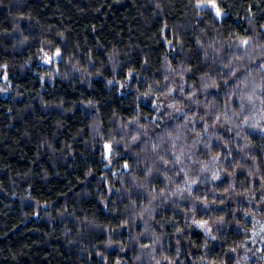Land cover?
<instances>
[{
    "label": "trees",
    "instance_id": "1",
    "mask_svg": "<svg viewBox=\"0 0 264 264\" xmlns=\"http://www.w3.org/2000/svg\"><path fill=\"white\" fill-rule=\"evenodd\" d=\"M215 2L0 0V264H264V0Z\"/></svg>",
    "mask_w": 264,
    "mask_h": 264
},
{
    "label": "snow or ice",
    "instance_id": "2",
    "mask_svg": "<svg viewBox=\"0 0 264 264\" xmlns=\"http://www.w3.org/2000/svg\"><path fill=\"white\" fill-rule=\"evenodd\" d=\"M197 6L201 7V6H204V5L198 4ZM207 6H210L212 9H214L217 16L221 15L220 10H219L215 0H208ZM242 43L244 45H247L248 41L244 40V41H242ZM228 75L230 77H234L236 75L235 70H231L228 73ZM241 84L244 85L243 89L241 88ZM224 85L226 87L228 86V81L227 80L224 81ZM250 86H251V89H252L251 92L246 91V89H248ZM204 87L205 88H208V87H219V85H217L215 82H213L211 85L205 84ZM257 88H259L262 91H264V84H255L254 82H248L246 80V78L244 80H241V79L237 78V80L233 81V91L230 92L229 95L237 97V100L234 101V102L239 103L241 111H243L244 106H245V102H247L249 105H254L255 104L254 97H255ZM169 91L171 92L173 90L169 89ZM195 97H196V92H195V90H193L191 95H190V97H189V99L192 100V103L199 104V100L195 99ZM204 107L208 108L209 107L208 103H205ZM225 107L227 108V104H226ZM205 115L206 116H210L212 118L213 124L220 123L221 125H223L225 123L230 122V120H231V116H229L227 111H225L222 114H216V113H214L212 111H208V112L205 113ZM235 115H237V114L235 112H233L232 116H235ZM243 120H244V123H247V117L246 116L243 118ZM202 127H203L205 133H207L209 128L211 127V125H209V123L205 121L202 124ZM181 135L182 134L179 131H177L175 136H173L172 132H168L167 133V136L169 138V142L171 143V148L173 150L171 152V155H172V160L171 161L166 160L164 158V156L160 154V152L158 151L159 145L152 144V151L154 153H156L155 160L153 161V164H155L156 161H159L162 165H165V166L171 164L173 167L167 169L168 171H172L173 169H175L177 172L183 173L182 157L184 156V150H183V148H181L179 151L176 150L177 149L176 141H179L181 139ZM106 147L109 148V149L111 148L110 145H106ZM125 167L127 168V165H125ZM145 172L148 175H151L152 172H153V168L152 167H146ZM184 174L186 175V173H184ZM249 175H251V173H249ZM217 178H218V174L214 173L213 174V179H217ZM186 183L191 184V183H196V181L195 180H191V181H186ZM173 194H175V193H173ZM153 199H155V197H153ZM206 223L207 222L205 221L202 224H200L199 226L203 227ZM209 231H210V229H209Z\"/></svg>",
    "mask_w": 264,
    "mask_h": 264
},
{
    "label": "rangeland",
    "instance_id": "3",
    "mask_svg": "<svg viewBox=\"0 0 264 264\" xmlns=\"http://www.w3.org/2000/svg\"><path fill=\"white\" fill-rule=\"evenodd\" d=\"M201 5L207 6V3H205V4H204V3H202ZM220 13H221L220 17H222V15H223V14H222V12H221V11H220Z\"/></svg>",
    "mask_w": 264,
    "mask_h": 264
}]
</instances>
